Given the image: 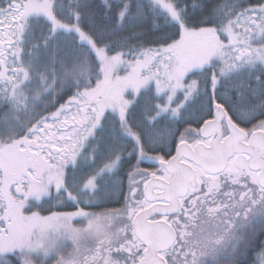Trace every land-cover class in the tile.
<instances>
[{"label": "snow or ice", "instance_id": "snow-or-ice-1", "mask_svg": "<svg viewBox=\"0 0 264 264\" xmlns=\"http://www.w3.org/2000/svg\"><path fill=\"white\" fill-rule=\"evenodd\" d=\"M0 264H264V0H0Z\"/></svg>", "mask_w": 264, "mask_h": 264}, {"label": "trees", "instance_id": "trees-1", "mask_svg": "<svg viewBox=\"0 0 264 264\" xmlns=\"http://www.w3.org/2000/svg\"><path fill=\"white\" fill-rule=\"evenodd\" d=\"M141 167H147V166L144 165V164H142ZM122 199H123V198L121 197V200H122ZM118 205H120V204L111 203V204H108V205H106V206L109 207V208H112V207H116V206H118Z\"/></svg>", "mask_w": 264, "mask_h": 264}, {"label": "flooded vegetation", "instance_id": "flooded-vegetation-1", "mask_svg": "<svg viewBox=\"0 0 264 264\" xmlns=\"http://www.w3.org/2000/svg\"><path fill=\"white\" fill-rule=\"evenodd\" d=\"M144 165H146L147 167H150V165H148V164H145V163H144ZM126 183H127V181H126ZM125 192H127V188H125ZM116 207H121V204L118 205V206H116ZM97 210H101V209H97Z\"/></svg>", "mask_w": 264, "mask_h": 264}, {"label": "rangeland", "instance_id": "rangeland-1", "mask_svg": "<svg viewBox=\"0 0 264 264\" xmlns=\"http://www.w3.org/2000/svg\"><path fill=\"white\" fill-rule=\"evenodd\" d=\"M94 210H97V209H94Z\"/></svg>", "mask_w": 264, "mask_h": 264}, {"label": "water", "instance_id": "water-1", "mask_svg": "<svg viewBox=\"0 0 264 264\" xmlns=\"http://www.w3.org/2000/svg\"><path fill=\"white\" fill-rule=\"evenodd\" d=\"M145 164H147V163H145ZM149 165V164H148Z\"/></svg>", "mask_w": 264, "mask_h": 264}]
</instances>
